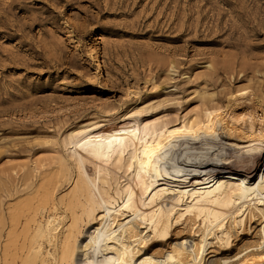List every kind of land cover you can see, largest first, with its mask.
Returning a JSON list of instances; mask_svg holds the SVG:
<instances>
[{"label":"rangeland","instance_id":"374dc122","mask_svg":"<svg viewBox=\"0 0 264 264\" xmlns=\"http://www.w3.org/2000/svg\"><path fill=\"white\" fill-rule=\"evenodd\" d=\"M206 104L264 116V0H0L5 205L18 199L11 176L65 154V136L87 119L129 113L117 134ZM243 128L220 131L208 172L263 166L264 144L251 152Z\"/></svg>","mask_w":264,"mask_h":264},{"label":"bare ground","instance_id":"6f19581e","mask_svg":"<svg viewBox=\"0 0 264 264\" xmlns=\"http://www.w3.org/2000/svg\"><path fill=\"white\" fill-rule=\"evenodd\" d=\"M128 114L87 119L65 136V154L11 176L18 199L0 198V263L264 264V163L256 173L204 167L221 130L244 127L259 153L264 116L206 104L179 122L110 133ZM113 136L121 143L109 148Z\"/></svg>","mask_w":264,"mask_h":264},{"label":"snow or ice","instance_id":"6c2138e0","mask_svg":"<svg viewBox=\"0 0 264 264\" xmlns=\"http://www.w3.org/2000/svg\"><path fill=\"white\" fill-rule=\"evenodd\" d=\"M119 135H121V136H124V135H131V136L135 137V136L137 135V132L132 131V132H130V133H120ZM114 141H115V143H117V144L121 143L120 140H116L115 136H113L112 138L108 139V141H107V144H108L109 148H111V146L113 145V142H114ZM147 156H148V153L145 152V157H147Z\"/></svg>","mask_w":264,"mask_h":264}]
</instances>
